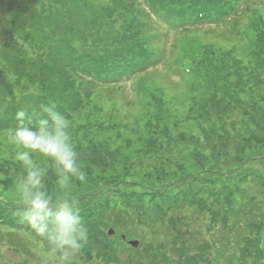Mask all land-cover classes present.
<instances>
[{"label":"rangeland","instance_id":"1","mask_svg":"<svg viewBox=\"0 0 264 264\" xmlns=\"http://www.w3.org/2000/svg\"><path fill=\"white\" fill-rule=\"evenodd\" d=\"M8 1L3 6L6 13L0 14V77L4 75L5 80L16 87L19 96L13 92L15 97L23 100L25 94H40L33 66L40 55L44 57L53 47L52 39L42 43L38 34L50 26L44 16L55 14L57 10L56 14L61 15H52L54 24L51 22L50 28H62V23L68 21L67 9L74 7L76 10L77 5L76 0H66L67 6L63 8L57 0H44L45 10L33 3L20 19H16L9 8L16 9L17 5L13 0ZM79 1L82 4L79 14L83 18L75 16L80 10H74L71 17L73 28L81 30L90 19L104 13L113 0ZM232 1L235 8L226 11L216 22L217 26L209 22L206 29L188 34L166 31L156 25L153 18L151 22L148 19L150 24H144V33H152V47L162 50L164 61L115 84L88 82L87 99L77 110H68L72 138L88 174L87 181L76 182L72 191L76 205L89 203L95 208L83 224L86 243L77 264H139L137 261L145 254L143 246L149 241L162 245L168 235L165 228L171 212L166 209L163 219H158L163 210L155 208V199H149L152 191L167 187L166 191L181 195L189 184L194 186L192 190H200L209 200L211 184L215 185L216 181L222 194L224 189L220 184L228 178L230 183L236 184L231 197L235 209L232 212L222 202L209 205L210 213L195 205L188 207L186 202L180 209L189 217V232L199 235L201 242L212 239L215 245L211 243V248L206 247L193 239V248L180 260L175 256L171 261L175 264H188L189 259L192 264H264V186L261 180L264 175V78L261 83L240 82L236 79L241 77H235L237 75L220 65L218 59L228 53L238 58L242 65H251L248 69L253 68L258 52L253 45V34L254 31L264 33V0ZM89 8H93L92 11ZM35 12L38 17H33ZM205 44L214 48L217 56L212 54L208 58L198 50ZM16 53H24L27 59L24 72L33 78V84L20 64L15 69L11 63L16 60L12 59ZM219 72L231 73L233 77L230 74L219 76ZM209 79H219L223 84L235 79L242 89L237 97L234 96L235 105L228 103L221 114L200 112L204 110L200 102L208 93ZM82 85L86 86L84 82ZM152 93L165 102L163 114L166 118L162 117L158 123L167 125H145L146 113L154 104L150 98ZM0 99L2 106L12 101L7 91L0 93ZM211 119L217 123L216 130L209 127ZM173 121L177 122L176 126L169 125ZM6 130H0V201L16 207L19 213L14 215L21 220L22 206L16 202L14 188L23 169L15 160V149L5 135ZM37 163L47 166L40 158ZM46 186L50 192L55 189L51 170ZM133 191L137 196L144 193V197L135 200L134 195L128 201L120 196V193ZM149 206L154 209H147ZM223 213L227 215L225 219ZM20 220L19 223L23 222ZM157 223L161 224L162 237L155 232ZM17 224L10 225L0 219V235L15 232L20 241L16 246L11 245L13 242L5 235L0 238V258H4L6 264H40L36 246L25 236L28 229L17 227ZM130 240L138 241L137 246L130 245ZM104 245L110 246L111 251L108 248L104 251Z\"/></svg>","mask_w":264,"mask_h":264},{"label":"trees","instance_id":"2","mask_svg":"<svg viewBox=\"0 0 264 264\" xmlns=\"http://www.w3.org/2000/svg\"><path fill=\"white\" fill-rule=\"evenodd\" d=\"M43 1L13 0L12 3L17 5V8L10 7L9 12L14 13L13 17L16 19H20L33 3H37L45 10ZM82 1L86 3L87 0ZM126 1H111L110 5L105 8L104 13H100L93 17V19H90L88 21L89 23H86L87 26L81 30L79 28L74 29L72 26L73 21L71 15L74 13V7L67 9L68 21L67 23H62V28H50L52 23L54 24V16L52 15H55L57 10L54 11L55 14L51 12L44 16L43 19L50 26L48 25V28L45 29L47 31L42 29L38 31V34L41 36L42 43L46 42L47 39H52L53 47L44 57L40 55L36 65L33 66L36 69L34 75L40 84L41 92L40 94H25L23 100L18 99L14 95L16 93L19 96L17 88L10 81L7 82L4 75L3 77L1 76L0 93L7 91L12 101L2 106L1 103L3 100L0 99V130L17 127L21 123L29 127H36L39 120L43 118L40 113V105L49 103H55L57 111L69 119L71 114L68 110H77L81 107L84 100L87 99L85 90L87 89L88 82L92 84H97V82L115 84L120 80L131 79L134 75L143 72L144 69L147 70L150 66L154 68L153 65L164 61L162 50L153 49L152 47L153 38L150 36L152 33H144L146 31L144 24L147 23L149 25L152 18L156 25L159 24L166 31L171 30L176 33L188 34L202 28L206 29L209 22L216 25V22L221 20L220 17L226 11L233 7L235 8L232 0H225L223 2H214L211 0H206L205 2L204 0H197V2H190L188 0H131L129 3H126ZM244 1L247 0H240V3ZM56 2L62 4L63 8L67 6L66 0H57ZM8 3V0H0L1 15L6 13V9L3 6ZM75 4L77 5L75 6L76 10H80L75 13V16L77 18H83L79 14L82 4L79 0H76ZM89 9L92 11L93 8ZM56 15L60 17L61 14ZM35 16H39L37 12L33 14V17ZM33 17L31 15L30 18ZM89 35L91 40H89ZM74 37L76 39H73ZM27 38L29 39V36ZM253 39L254 48L258 50L252 64L253 68L248 69L251 65H242L238 61V58L235 59L233 55H229L228 53L222 57H218L220 65L222 64V66L228 68V70L232 71L231 73L234 72L237 75L235 77H241L240 79H236L240 80V82L255 81L256 83H261L262 78H264V33L262 31H254ZM75 40L76 42L74 43ZM213 49L205 44L198 50L204 52L210 58L212 54L216 55L217 51L215 49L213 51ZM259 54H261V57ZM14 58L17 60H11V63L15 65L14 68L16 69L17 65L20 64L22 72H24V66L27 64L24 53H16L12 59ZM190 58L191 56L188 55V59ZM21 60H23V63H21ZM130 60H135V64L127 63ZM231 73L219 72V76L224 74L232 75ZM24 75L33 84V78L26 75L25 72ZM236 80H229V82L223 84L224 82H220L219 79L214 81L209 79L208 93L203 101L200 102V105L203 104L204 110L201 108L202 111L200 112L209 113L211 111L217 115L226 111L228 103L233 102L235 105L236 101L234 96L237 97L238 92H242V89L238 86L239 83H235ZM82 82L86 86L82 85ZM228 88H230V91H228ZM150 98L154 101V104L149 107V111L146 113L147 117L144 120L146 126L160 122L162 117L166 118L163 114L166 111L165 102L161 98H157L153 93L150 95ZM20 110L26 112L23 122L16 119V113ZM208 123L211 129L217 125L215 119H211ZM158 124L167 125L165 123ZM219 124L224 125L223 123ZM169 125L176 126L177 122L173 121ZM212 130H216V127ZM191 135L194 137L193 134ZM217 137H220L219 134H217ZM261 180L264 186L263 174L261 175ZM220 185H223L224 189L222 194L221 190L217 187L216 181L215 185L213 183L211 184L210 188L212 189H210V194L207 195L210 196L209 200L200 193V190H192L194 186L189 184L188 186L185 185L186 188L181 195L176 193V191H166L165 188L167 187L152 191L149 199H155V208L163 210V213L158 219H163L167 211L171 212L168 224L166 220L167 225L165 229L168 233L166 236L167 240L162 245L160 243H150L152 241L147 242L142 248L145 254L141 256L142 258L137 263L153 264L152 259H154L159 264H175V261L171 260L175 256L180 260L182 255L186 254L188 250H191L194 246L193 239L196 242H201L199 235L189 232L191 229L190 221H188L189 217L186 214H182L180 209L182 203L186 202L187 206L189 205L188 207L195 205L198 209H203L210 213L211 207L209 205L215 202H222L232 212L235 209L232 205L231 197L234 194L236 184L230 183V178H228L225 182H221ZM192 192L195 194L194 196H192ZM224 192L225 194H223ZM141 194L142 196L140 194L137 196V193L133 191L120 193V196L129 201L134 195L135 200L137 197H144V193ZM145 196H147L146 193ZM141 198L137 201L138 203L141 202ZM147 209L153 210L154 207L152 209V206H149ZM94 211V206L89 203L76 205L77 215L84 225L87 221L86 218L93 215ZM16 213H19L16 207L6 206V202L0 201V219L4 220L7 224L13 225L18 223L17 227L20 225L22 228L28 229V226L24 222L19 223L18 220L20 219L14 215ZM222 216L224 219L227 217L226 213H223ZM20 221H22V218ZM161 223L165 224V221L161 220ZM90 226L94 225L91 224ZM156 226L157 231L155 230V232H159L158 235L162 237L163 230L161 224L157 223ZM181 226H184L185 229L181 228ZM15 234V232H6L0 235V238L5 235L10 242H13L10 243L11 245L17 244L16 246H18L20 241ZM11 237L14 239L10 240ZM211 243L215 245V241L212 239L202 241L200 244L211 248ZM102 248L106 251L107 248L110 249V246L104 245ZM187 263L192 264V260L189 259Z\"/></svg>","mask_w":264,"mask_h":264},{"label":"clouds","instance_id":"3","mask_svg":"<svg viewBox=\"0 0 264 264\" xmlns=\"http://www.w3.org/2000/svg\"><path fill=\"white\" fill-rule=\"evenodd\" d=\"M36 127L21 123L5 135L14 146L15 160L23 169L14 188L16 202L22 206V220L28 226L25 236L36 246L40 264H77L86 243V229L76 212L73 187L88 178L71 134L70 122L55 103L40 105ZM24 110L16 113L23 122ZM37 158L47 166L37 163ZM49 170L55 176V189L49 191ZM0 264H6L0 258Z\"/></svg>","mask_w":264,"mask_h":264},{"label":"water","instance_id":"4","mask_svg":"<svg viewBox=\"0 0 264 264\" xmlns=\"http://www.w3.org/2000/svg\"><path fill=\"white\" fill-rule=\"evenodd\" d=\"M129 244L132 245L133 247H136L137 244H138V241H136V240H130L129 241Z\"/></svg>","mask_w":264,"mask_h":264}]
</instances>
